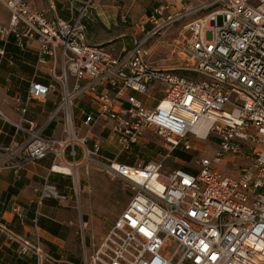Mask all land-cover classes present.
<instances>
[{"label": "built area", "instance_id": "built-area-1", "mask_svg": "<svg viewBox=\"0 0 264 264\" xmlns=\"http://www.w3.org/2000/svg\"><path fill=\"white\" fill-rule=\"evenodd\" d=\"M177 1L184 6L172 12ZM93 2L85 0L79 18L67 21L47 19L28 0H0L10 15L9 24L0 23V40L15 35L20 48L36 43L38 64L49 66L54 81L32 82L28 101L43 100L59 83L61 101L50 120L60 113L64 120L63 136L49 137L28 116V106L21 108L14 125L30 135L8 155L35 161L52 155V171L67 176L74 173L57 167L98 164L113 178L130 182L133 198L91 254L85 244L83 264H264V0H199L191 7L186 0L162 1L136 24L141 35L122 56L88 40L82 18ZM185 20L184 39L177 42L185 59L182 69L198 79L149 62V42ZM5 55L0 44V57ZM156 84L165 95L153 108L139 95L152 99ZM81 96L97 109L95 115L83 113L84 135L74 112ZM101 121L111 124L120 154L131 153L152 130L170 152L192 151L191 136H214L216 147L212 156L196 158L197 172H169L163 161L127 165L103 154L101 142L92 143V128ZM205 121L202 135L198 128ZM238 159L236 175L217 168ZM41 197L68 198L48 180ZM0 228L37 264H60L40 240L1 223Z\"/></svg>", "mask_w": 264, "mask_h": 264}, {"label": "crops", "instance_id": "crops-1", "mask_svg": "<svg viewBox=\"0 0 264 264\" xmlns=\"http://www.w3.org/2000/svg\"><path fill=\"white\" fill-rule=\"evenodd\" d=\"M84 1L28 0V3L33 10L43 12L49 20L72 21L79 18ZM162 1L165 0H94L89 16L82 18L88 40L103 45L117 56L126 54L133 48L135 36L141 35L136 24L146 21ZM185 3L188 7L194 5L191 0ZM183 6L184 3L177 1L176 7L171 10L175 12ZM9 21L8 10L0 7V23L6 25ZM0 44L6 46V55L0 57V110L4 114L0 116V223L21 236L33 241L40 240L45 251L57 258L60 264H83L85 244L89 254L92 247H88L87 240L82 236V219L75 201V180L52 171V155L38 161L28 160L19 154L8 155L9 148H15L30 135L14 125V122L20 121L21 108L25 106H28V116L44 128V135L63 136V113L50 120V115L61 101L62 89L56 83V90L49 91L43 100L28 101L32 82L45 85L54 82L49 66H39L36 43L20 48L15 35H11L6 40H0ZM155 88L152 99L139 95L153 108L165 95L160 85L156 84ZM74 112L76 124L84 135L88 127L84 125L86 115L83 113L95 115L97 109L88 96H81L75 101ZM110 127L109 122L103 121L95 125L92 128V143L101 142L103 154H106V148L107 153L118 162L136 165L120 161L118 156L121 154L114 151L117 144ZM83 128H86L85 132ZM175 158L181 161L179 168H190L188 161ZM93 177L91 184L95 182L101 187L109 183L111 192L122 186L119 178ZM46 180L57 185L61 194L68 197L67 200L42 198L41 191ZM0 264H37V260L32 255L21 254L18 244L11 241L0 228Z\"/></svg>", "mask_w": 264, "mask_h": 264}, {"label": "rangeland", "instance_id": "rangeland-1", "mask_svg": "<svg viewBox=\"0 0 264 264\" xmlns=\"http://www.w3.org/2000/svg\"><path fill=\"white\" fill-rule=\"evenodd\" d=\"M191 1L194 5L199 2V0ZM203 15L205 14L203 13L200 16ZM188 21L189 20H185L176 23L174 26L167 29L163 35L158 36L149 42L148 47L152 49L149 56V62L155 65V67L170 68L181 75L198 79V76L182 69V66H185V59L179 54L180 50L177 46V42L184 39L185 35L182 34L184 31L183 26ZM210 37L211 33H208V38ZM234 98L235 94H232L231 100H234ZM83 130L85 132L86 128H83ZM191 139L195 146L194 149L189 152L190 170L197 172L198 166L195 162L196 158L212 156L216 147V138L213 136L209 137L207 140H203L191 136ZM106 150L107 149L105 148V155H108L113 159L114 157L108 154ZM114 151L120 153L117 147H115ZM118 158L120 161L136 164V166L139 163H147L149 161H163L166 171L169 172L181 166V161L176 159L170 152L169 147L166 146L164 138L153 130L146 133L145 139L135 146L131 153H122ZM241 165L242 161L241 159H238L235 162L230 163L221 162L217 165V168L224 174L236 175L240 172L239 168ZM93 175H102L107 178L115 179L105 168H103V166L98 164H81L78 167L77 172L71 176L73 180H75V201L82 219V236L87 240L86 243L88 247L91 246L92 249L94 248L92 245L93 242H96L97 244L102 242L104 236L108 233L111 227H113L117 218L120 217L131 198H133L132 186L128 180L119 178L118 180L121 181L122 186L111 192L109 183H105L101 187L97 186L95 182L91 184V180L94 178ZM85 189H87L86 193ZM92 249H90L91 253L93 251Z\"/></svg>", "mask_w": 264, "mask_h": 264}, {"label": "trees", "instance_id": "trees-1", "mask_svg": "<svg viewBox=\"0 0 264 264\" xmlns=\"http://www.w3.org/2000/svg\"><path fill=\"white\" fill-rule=\"evenodd\" d=\"M171 153H172L175 157H177V158H180V159L186 160V161H188V162H189V160H190V154L184 152L181 148H176V149H174ZM79 157H80V153H79ZM182 169H183V168H182ZM183 170L188 171V172H193V171L190 170V168L183 169Z\"/></svg>", "mask_w": 264, "mask_h": 264}, {"label": "bare ground", "instance_id": "bare-ground-1", "mask_svg": "<svg viewBox=\"0 0 264 264\" xmlns=\"http://www.w3.org/2000/svg\"><path fill=\"white\" fill-rule=\"evenodd\" d=\"M207 128H208V122L205 121V122H203V123L201 124V126L198 128V131H199L202 135H204V134H206ZM57 170H65V171H67V172L71 171V172L74 173V174H75V172H77V170L62 169V168H59V167H57Z\"/></svg>", "mask_w": 264, "mask_h": 264}]
</instances>
